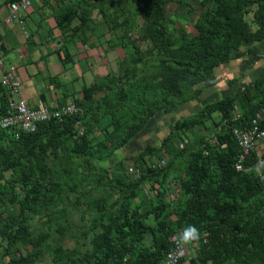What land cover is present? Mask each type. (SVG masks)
Segmentation results:
<instances>
[{"label": "trees", "instance_id": "1", "mask_svg": "<svg viewBox=\"0 0 264 264\" xmlns=\"http://www.w3.org/2000/svg\"><path fill=\"white\" fill-rule=\"evenodd\" d=\"M65 1L57 0L61 5ZM112 1L117 6L114 11H110L113 2L104 4L106 0H68V7L56 20L57 26L71 30L72 36L85 33L91 27L87 21L92 9L99 8L106 24L121 28L124 37L120 44L124 48L130 45V52L119 63L118 74L109 79L107 86L105 83L107 89L96 85L85 88L83 99L75 102L81 108L79 115L39 123L36 131L21 133L17 139L12 133L0 131V181L10 187L21 181L24 187V194L17 201L20 219H7L0 226V237L7 247L28 241L33 248L3 264H32L40 258L50 233L42 230L31 236L26 214L40 215L43 208L54 203V198L63 196L66 182L59 180L60 175L68 174L72 165L84 163L89 171H101L91 178L90 186L119 183L123 187L119 175L111 174L110 166L105 167L103 161L113 157L157 113L169 112L177 104L194 98L199 89L193 87L204 83L215 67L240 57L249 41L264 36V0H201L205 8L195 22L196 33L188 35L181 30L178 36L163 24L164 0ZM248 14L250 20L246 18ZM138 17L139 28L133 23ZM250 23L255 24L254 30ZM100 89L101 100H96ZM0 90L1 114L5 110L1 85ZM263 104L262 81L209 102L173 124L175 130L184 129L218 112L228 127L216 136L219 143H225V149L212 156L210 147L214 146L205 142L187 162L183 184L186 197L172 225L162 199L149 210L156 222L151 246L143 244L144 234L151 228L136 211L129 210V202H122L116 211L107 209L105 214L102 202L98 201L93 206L101 210L97 218L101 231L93 236L92 248L81 252L78 244L72 249L54 247V260L61 264H157L171 249L175 228L182 232L177 237L180 238L185 228L195 226L200 238L195 255L189 258L190 264H264V167L258 173L253 169L235 170L238 148L230 132L233 125L246 124ZM235 105L241 113L237 117L233 116ZM93 114L101 120H95ZM79 117L86 131L74 138V123ZM95 123L102 134L97 141L91 136ZM71 138L72 144L67 145ZM146 147L134 159L140 172L139 158L152 153V147ZM58 149L63 150L62 155H58ZM254 162L250 157L246 165ZM115 164L122 166L123 162ZM167 175L168 162L161 168L145 171L142 177L159 183ZM62 179L65 181V177ZM30 180L32 184L28 183ZM76 204L77 200L69 202L66 208ZM58 214L66 215L64 209ZM184 261L183 256L178 264Z\"/></svg>", "mask_w": 264, "mask_h": 264}, {"label": "rangeland", "instance_id": "2", "mask_svg": "<svg viewBox=\"0 0 264 264\" xmlns=\"http://www.w3.org/2000/svg\"><path fill=\"white\" fill-rule=\"evenodd\" d=\"M44 1L51 6L54 4L53 7L56 14L63 12V8L69 5L68 0H66L63 5L59 4L57 0ZM111 2L113 1L106 0L104 4H111ZM112 6H110V11L117 9L114 2ZM163 6L165 8L163 24L168 26L169 30L174 31L176 36L181 33V30H184L188 35L196 33L195 22L205 8L201 0H164ZM126 8H129V6ZM119 15L121 16L122 14ZM91 18L93 20L91 25L94 29L88 34L95 37H105L109 43L120 46L122 48L120 52L121 55L122 52H124V56H122L124 58L126 54L130 52V45L124 48L120 44V38L124 37L121 28L106 24L104 21L105 17L99 12V8L92 9L90 20ZM128 18L131 19V16L129 15ZM120 20H122V18H120ZM77 22L78 20L73 23L76 24ZM133 23L135 24L134 26L139 28L141 23L139 17L136 22ZM85 35L86 34H84V36ZM77 39V42L81 43L80 40L82 39V35ZM74 43L76 44L73 40V44ZM193 88L191 90H193ZM258 99H260L259 96L256 101ZM177 106H174L169 112L164 113V115L168 116L169 125H167L166 129L164 128L165 132L162 130L163 133H160V136L156 137V140H154L155 143L153 142L154 144L150 146L152 147V153H147L144 157L139 158L142 167V172H140L139 175L131 174L128 171L130 166H136L134 163L135 161L125 159L124 157L121 158V161L123 160V165L116 166V170L111 174L114 173L119 175L120 180L124 183L123 187H121L119 183L113 186L110 184L90 186L91 178L95 174L101 173V171L98 168L96 171H89L87 165H84V163L83 166L72 165L68 174L64 173L65 176L60 175L61 179L59 180L61 182H66L63 196L61 195L54 198V203L43 208L40 215L30 212L26 214L31 236L38 234V232L42 230L50 233L48 239L44 242L43 252L40 258L32 264H61V262L53 258L54 253L52 249L54 247L72 249L78 244L81 252L90 250L92 248L93 236L101 231L97 222L101 210L99 211L93 206V204H97L98 201L102 202L101 205L102 209H105V214H107V209L116 211L121 208L122 202H129V210L136 211L142 222L151 228V231L144 234L143 244L146 246H151L152 236L156 231V222L153 214L150 213L149 210L157 205L161 199L166 204L165 214L169 222L171 225L175 222L178 216L177 214L180 212L182 201L186 197L183 184L187 178L185 172L187 162L205 142H209L210 145L214 146L210 147L212 156L222 152L225 149V143H219L216 136L221 130H227L228 128L225 124L226 122L221 119L219 113L213 112L209 117L201 119L195 125L175 130L173 124L179 119L186 118L179 117V113L176 112L178 109ZM236 106H233V116L235 115L237 117L240 110L239 107L237 108ZM144 128L147 130L149 126L146 127L145 125L143 129ZM96 136L98 137L99 134ZM96 136H92V138L95 139ZM145 140L143 138L142 140L139 139L138 142L135 143L137 148L140 146L139 144H141V141L145 144ZM183 140H186V142L183 147H181L180 144ZM95 141H97V139ZM204 154L207 153L205 152ZM161 158H165L166 162H168V175L166 178L158 183V181H152L153 179L151 178L142 177L145 171L153 169L152 165ZM107 162L109 163L108 160L103 161L102 164L106 167L108 164ZM263 167L262 165L255 164L252 172L258 173ZM63 177H65V181L62 179ZM31 182H33V180H30V182L28 181L29 184H32ZM13 184L14 186L10 187L4 180L0 181L2 187L0 188V226L5 224L6 220L11 217L20 219L19 204L17 201L22 198L24 187L21 181H16V183ZM27 187L30 186L28 185ZM158 192H160L161 195ZM76 200L77 204L75 206L69 209L66 208L69 202H75ZM63 209L66 215L58 214L59 211ZM147 212H149V214L145 216ZM48 217L50 221H47ZM175 229L176 231L171 237L172 240L182 233L177 228ZM197 248V242L186 244L185 261L182 264H190L189 258L195 255ZM32 250L33 248L28 241H17L13 247H7L5 240L0 237V264L11 259H16Z\"/></svg>", "mask_w": 264, "mask_h": 264}, {"label": "crops", "instance_id": "3", "mask_svg": "<svg viewBox=\"0 0 264 264\" xmlns=\"http://www.w3.org/2000/svg\"><path fill=\"white\" fill-rule=\"evenodd\" d=\"M9 2L10 0H0V41L8 58L16 65L20 82L16 98L26 100L33 107L55 106L81 101L83 90L91 85L107 89L109 79L118 74L119 62L124 52L121 55L122 48L109 43L107 38L88 34L94 29L91 25L92 18L87 23L91 27L85 33L72 36L71 30H62L57 26L59 13H55L54 4L51 6L44 0H34L23 22L19 23L5 20L9 13ZM250 17L251 14H248L247 20ZM250 25L252 30L256 28L255 24ZM81 35V43H78L77 38ZM73 40L76 44H73ZM245 46L243 55L218 65L204 83L196 86L195 89H199V92L194 98L176 105L179 117L190 116L209 102L239 93L256 83H264V36L249 41ZM103 90L100 89L99 95H95L96 100H101L99 96ZM2 93L0 90V108ZM240 115L239 112L237 116ZM98 116L93 114L95 120L99 121L101 119ZM167 117L161 113L152 117L146 124L149 129H142L115 151L106 166H110L113 172L117 166L115 163L121 161L122 157L134 161L146 146L153 145L156 137L165 132L164 128L169 125ZM97 126L95 123L91 136L99 134L96 139L101 140L102 134ZM142 138L146 139V143L141 141L137 148L135 143ZM72 140L73 138L67 140V145L72 144ZM62 154L63 150L58 149V155Z\"/></svg>", "mask_w": 264, "mask_h": 264}, {"label": "built area", "instance_id": "4", "mask_svg": "<svg viewBox=\"0 0 264 264\" xmlns=\"http://www.w3.org/2000/svg\"><path fill=\"white\" fill-rule=\"evenodd\" d=\"M34 0H11L8 4L9 13L7 22L17 21L22 23L27 10ZM0 85L4 90L5 110L0 114V131L13 134L15 139L21 133L36 131L39 123L51 119L62 120L68 116L81 114V108L75 102H66L55 106L38 105L36 107L27 104L26 100L16 98L20 88V82L16 74L15 62H12L0 41ZM74 138L82 136L86 129L80 117L75 119ZM237 145V154L234 168L237 171H249L255 164L264 166V104L254 113L251 119L242 125H233L230 128ZM186 140L180 144L183 147ZM253 155V156H252ZM252 157L253 165H246ZM166 164V159L157 160L152 167L161 168ZM131 174L139 175L140 169L130 166ZM186 244H182L180 238L173 239L172 247L160 259L157 264H178L185 255Z\"/></svg>", "mask_w": 264, "mask_h": 264}, {"label": "clouds", "instance_id": "5", "mask_svg": "<svg viewBox=\"0 0 264 264\" xmlns=\"http://www.w3.org/2000/svg\"><path fill=\"white\" fill-rule=\"evenodd\" d=\"M200 238V232L195 226H188L184 229L180 241L182 244H191L198 241Z\"/></svg>", "mask_w": 264, "mask_h": 264}]
</instances>
